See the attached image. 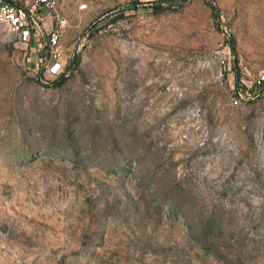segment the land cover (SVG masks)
Returning <instances> with one entry per match:
<instances>
[{
    "label": "rangeland",
    "instance_id": "obj_1",
    "mask_svg": "<svg viewBox=\"0 0 264 264\" xmlns=\"http://www.w3.org/2000/svg\"><path fill=\"white\" fill-rule=\"evenodd\" d=\"M11 1L0 264H264V0Z\"/></svg>",
    "mask_w": 264,
    "mask_h": 264
},
{
    "label": "built area",
    "instance_id": "obj_2",
    "mask_svg": "<svg viewBox=\"0 0 264 264\" xmlns=\"http://www.w3.org/2000/svg\"><path fill=\"white\" fill-rule=\"evenodd\" d=\"M37 1H41L44 4L46 3L48 6H52L54 3V0ZM81 7H85V4H81ZM37 16V14L33 15L31 9H28L23 5L17 4L11 0H0V22L4 23L6 27L16 35L19 41H29L31 35L40 29L37 22ZM57 38V31H53L48 37V41L50 44H53L56 42ZM61 65L62 62L55 56L50 64V71H58ZM256 81L264 82V70L260 71Z\"/></svg>",
    "mask_w": 264,
    "mask_h": 264
}]
</instances>
